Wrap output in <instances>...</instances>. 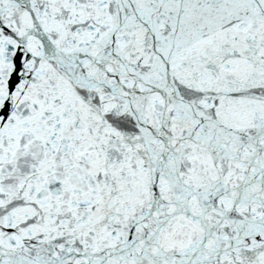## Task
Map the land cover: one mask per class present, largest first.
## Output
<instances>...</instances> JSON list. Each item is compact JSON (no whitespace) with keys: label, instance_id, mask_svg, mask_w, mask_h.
Returning a JSON list of instances; mask_svg holds the SVG:
<instances>
[{"label":"snow or ice","instance_id":"obj_1","mask_svg":"<svg viewBox=\"0 0 264 264\" xmlns=\"http://www.w3.org/2000/svg\"><path fill=\"white\" fill-rule=\"evenodd\" d=\"M0 264H264V0H0Z\"/></svg>","mask_w":264,"mask_h":264}]
</instances>
